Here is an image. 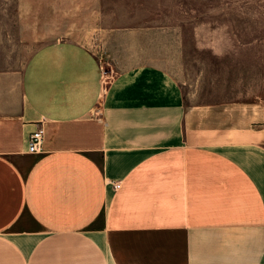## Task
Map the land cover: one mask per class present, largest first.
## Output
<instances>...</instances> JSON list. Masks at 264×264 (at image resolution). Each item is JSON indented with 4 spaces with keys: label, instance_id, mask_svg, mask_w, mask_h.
<instances>
[{
    "label": "crops",
    "instance_id": "1",
    "mask_svg": "<svg viewBox=\"0 0 264 264\" xmlns=\"http://www.w3.org/2000/svg\"><path fill=\"white\" fill-rule=\"evenodd\" d=\"M16 12L15 48L0 45V264H264V102L188 108L104 0Z\"/></svg>",
    "mask_w": 264,
    "mask_h": 264
},
{
    "label": "rangeland",
    "instance_id": "2",
    "mask_svg": "<svg viewBox=\"0 0 264 264\" xmlns=\"http://www.w3.org/2000/svg\"><path fill=\"white\" fill-rule=\"evenodd\" d=\"M17 4L0 0V45L10 50ZM104 9L146 34L141 56L177 80L188 108L264 102V0H104ZM113 70L104 64L106 79Z\"/></svg>",
    "mask_w": 264,
    "mask_h": 264
},
{
    "label": "built area",
    "instance_id": "3",
    "mask_svg": "<svg viewBox=\"0 0 264 264\" xmlns=\"http://www.w3.org/2000/svg\"><path fill=\"white\" fill-rule=\"evenodd\" d=\"M45 131L44 128H39L37 131L30 135V140L28 144V153L39 154L43 148V143L45 141ZM121 188L119 183L114 184V189L117 191Z\"/></svg>",
    "mask_w": 264,
    "mask_h": 264
}]
</instances>
